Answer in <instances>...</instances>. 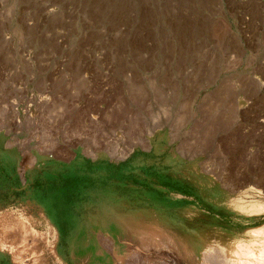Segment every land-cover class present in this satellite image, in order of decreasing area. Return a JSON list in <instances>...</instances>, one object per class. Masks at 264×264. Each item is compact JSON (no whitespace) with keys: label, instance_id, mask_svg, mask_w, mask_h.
<instances>
[{"label":"rangeland","instance_id":"1","mask_svg":"<svg viewBox=\"0 0 264 264\" xmlns=\"http://www.w3.org/2000/svg\"><path fill=\"white\" fill-rule=\"evenodd\" d=\"M250 202L264 0H0V264H221Z\"/></svg>","mask_w":264,"mask_h":264},{"label":"bare ground","instance_id":"2","mask_svg":"<svg viewBox=\"0 0 264 264\" xmlns=\"http://www.w3.org/2000/svg\"><path fill=\"white\" fill-rule=\"evenodd\" d=\"M51 11L53 12V11H57V10L55 8H53ZM241 107H242V102H241V104H239V109ZM239 109L236 107L234 109V113L238 114ZM250 189L256 190L253 187H251ZM259 192H261V191H259ZM236 209L238 211H241V212L244 211V213H247L250 216H253L256 214L258 215L259 213H264V203L250 202L248 204H243V205L239 204V205H237ZM12 230H13V227H12ZM1 231H2V229H1ZM14 231L15 230H13V232ZM249 234H250V237L252 238V240H249V242H247V243H243V242L235 243L234 245L230 246L227 250H224L222 253H220L222 258L219 256L221 259V261H219V263L221 262V264H264V225L257 227V228L250 229ZM18 243H20V242H18ZM25 244H27V243H24V245H22V246H25ZM214 253H216V252H214ZM211 254L213 255V253H211ZM207 255L211 256L209 254H207ZM137 257H136V259L139 258V257L138 258ZM219 257H218V255L215 256V258L217 260H220ZM116 258H118V257L116 256ZM149 264H150V262H149ZM206 264H208V263H206Z\"/></svg>","mask_w":264,"mask_h":264},{"label":"built area","instance_id":"3","mask_svg":"<svg viewBox=\"0 0 264 264\" xmlns=\"http://www.w3.org/2000/svg\"><path fill=\"white\" fill-rule=\"evenodd\" d=\"M258 80H260V78H258ZM261 81V80H260Z\"/></svg>","mask_w":264,"mask_h":264}]
</instances>
